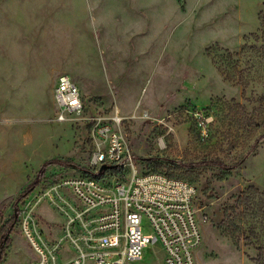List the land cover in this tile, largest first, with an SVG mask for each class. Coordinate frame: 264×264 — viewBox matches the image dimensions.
Here are the masks:
<instances>
[{"label":"rangeland","instance_id":"374dc122","mask_svg":"<svg viewBox=\"0 0 264 264\" xmlns=\"http://www.w3.org/2000/svg\"><path fill=\"white\" fill-rule=\"evenodd\" d=\"M62 73L81 90L80 120L53 119ZM116 109L139 169L196 186L198 264H256V240L236 243L219 225L250 187L258 192L250 189L248 201H264V0H0V226L44 162L74 164L49 165L18 202L0 264H28L41 251L50 264L82 254L99 264L87 207L61 179L92 168L87 117ZM215 157L239 164L199 162ZM251 216L238 218L247 225ZM163 255L150 243L125 264H163Z\"/></svg>","mask_w":264,"mask_h":264},{"label":"built area","instance_id":"2783aa9c","mask_svg":"<svg viewBox=\"0 0 264 264\" xmlns=\"http://www.w3.org/2000/svg\"><path fill=\"white\" fill-rule=\"evenodd\" d=\"M57 111L55 120H80L84 110L77 83L66 73L59 74L53 88ZM86 118V117H84ZM91 123L95 151L91 169L61 179L87 207L99 249L90 254L99 264H125L138 260L150 243L163 249V264H198L196 251L203 235L194 205L196 186L166 172L139 169L119 129L122 117L94 114ZM106 165L100 171V166ZM98 169H97V168ZM113 180L105 183L104 171ZM148 225L152 234H144ZM28 264H50L46 254ZM82 254L72 264H82Z\"/></svg>","mask_w":264,"mask_h":264},{"label":"trees","instance_id":"16d2710c","mask_svg":"<svg viewBox=\"0 0 264 264\" xmlns=\"http://www.w3.org/2000/svg\"><path fill=\"white\" fill-rule=\"evenodd\" d=\"M261 137H264V133L261 134L260 138ZM199 162H210L211 164L216 165L222 169H231L239 164L236 163L229 165L219 157L207 158ZM51 164L68 165L73 163H70V161H66L63 159H52L44 162L40 170L38 171L36 179L30 182L20 192L15 204L13 205L14 208L12 215L6 222H4L0 226V263L6 257L7 252L12 244L11 233L14 230V223L18 220V217L20 215L18 202L27 197L32 192V190L38 185L40 178L44 175L46 168ZM188 165L190 167L194 166L193 163ZM250 189L258 192V189L256 187H250L249 189L243 191L238 196L236 204L227 206L225 210V218L222 220L219 227L222 230L223 234L230 236L233 240L237 239L236 243L239 241L240 236H244V239L250 240V243H252V239L256 240L254 243L256 254L250 257V259L256 264H264V201H262L261 204H258L255 201H248ZM261 195L264 196L263 193H261ZM244 200L247 201L245 204L243 203ZM245 212H248L252 215V221L247 225L242 224L241 220L238 218V216L243 215ZM237 230L238 232L236 234Z\"/></svg>","mask_w":264,"mask_h":264},{"label":"crops","instance_id":"0c3cea01","mask_svg":"<svg viewBox=\"0 0 264 264\" xmlns=\"http://www.w3.org/2000/svg\"><path fill=\"white\" fill-rule=\"evenodd\" d=\"M57 77H58V76H57ZM57 77H56L55 83H56V81H57ZM55 83H54V85H55Z\"/></svg>","mask_w":264,"mask_h":264},{"label":"water","instance_id":"95a60500","mask_svg":"<svg viewBox=\"0 0 264 264\" xmlns=\"http://www.w3.org/2000/svg\"><path fill=\"white\" fill-rule=\"evenodd\" d=\"M106 167V165H104L102 168L104 169Z\"/></svg>","mask_w":264,"mask_h":264},{"label":"bare ground","instance_id":"6f19581e","mask_svg":"<svg viewBox=\"0 0 264 264\" xmlns=\"http://www.w3.org/2000/svg\"><path fill=\"white\" fill-rule=\"evenodd\" d=\"M84 264H85V261H84Z\"/></svg>","mask_w":264,"mask_h":264}]
</instances>
